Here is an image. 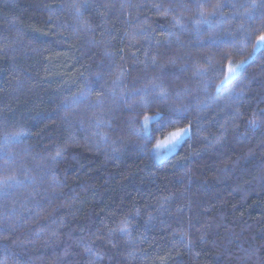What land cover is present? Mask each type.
I'll return each mask as SVG.
<instances>
[{"label": "clouds", "instance_id": "1", "mask_svg": "<svg viewBox=\"0 0 264 264\" xmlns=\"http://www.w3.org/2000/svg\"><path fill=\"white\" fill-rule=\"evenodd\" d=\"M58 11L62 16L49 19L57 21L58 38L81 48L80 67L46 101L56 119L36 137L25 123L0 124V229L12 234L0 231V242L13 257L27 250L33 264H167L171 250L153 249L152 233L171 232L175 249L194 243L169 223L167 197L132 202L73 228L76 201L66 197L59 173L79 162L77 150L119 167L131 149L159 169L189 141L215 154L264 137V85L253 88L252 67L264 74V58L256 64L264 52L257 47L264 0H63ZM133 48L143 57L130 55ZM229 61L235 71L226 78ZM53 128L60 135L38 151ZM177 129L184 132L174 143L155 147ZM219 171L227 180L230 170ZM43 198L54 207L40 211ZM60 207L69 210L66 217L54 215ZM59 248L51 260L35 256ZM0 264L16 262L6 257Z\"/></svg>", "mask_w": 264, "mask_h": 264}, {"label": "trees", "instance_id": "2", "mask_svg": "<svg viewBox=\"0 0 264 264\" xmlns=\"http://www.w3.org/2000/svg\"><path fill=\"white\" fill-rule=\"evenodd\" d=\"M62 4L63 0H0V124L25 123L33 137L56 119L46 101L54 98L81 63V48L66 36L58 38L57 21L49 19L53 12L62 16L58 11ZM126 52L121 45L119 56L125 57ZM130 55L143 57V50L133 48ZM260 58L264 52L256 64ZM252 67L253 88L259 90L264 74L255 64ZM59 135V129L49 130L39 139L37 150L49 147ZM200 147L189 141L159 169L131 149L119 167L105 166L93 153L77 150L79 162L59 173L68 185L66 197L76 201L72 211L78 223L72 227L126 209L132 202L143 205L155 197H167L169 223L176 231L186 230L194 241L190 250L175 249L168 239L171 232L152 233L153 249L171 250L167 264H264V137L257 133L215 154L198 151ZM225 166L230 170L227 180L219 171ZM59 203L66 204L68 199ZM42 204L40 211L54 207L47 198ZM68 211L60 207L54 215L66 217ZM0 231L12 236L6 229ZM62 251L40 249L35 256L48 261ZM6 257L16 264H33L27 250L13 257L0 242V260Z\"/></svg>", "mask_w": 264, "mask_h": 264}, {"label": "snow or ice", "instance_id": "3", "mask_svg": "<svg viewBox=\"0 0 264 264\" xmlns=\"http://www.w3.org/2000/svg\"><path fill=\"white\" fill-rule=\"evenodd\" d=\"M261 46H264V34H261L257 40V47H261ZM234 71H235V67L233 66L231 61H229L228 64L226 65V78H230V76L234 73ZM144 124H145V127H147V125L149 124V117L145 116ZM183 132H184V129H177V130L168 132L165 135L164 139L162 140L157 139L155 147L160 148L161 146H167L169 144L174 143L178 138L181 137Z\"/></svg>", "mask_w": 264, "mask_h": 264}, {"label": "rangeland", "instance_id": "4", "mask_svg": "<svg viewBox=\"0 0 264 264\" xmlns=\"http://www.w3.org/2000/svg\"><path fill=\"white\" fill-rule=\"evenodd\" d=\"M246 142V141H245Z\"/></svg>", "mask_w": 264, "mask_h": 264}]
</instances>
